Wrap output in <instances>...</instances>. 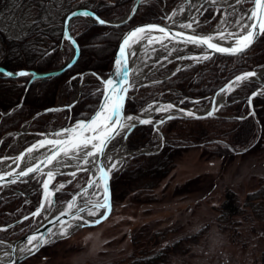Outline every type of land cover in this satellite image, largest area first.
Masks as SVG:
<instances>
[{
	"label": "trees",
	"instance_id": "1",
	"mask_svg": "<svg viewBox=\"0 0 264 264\" xmlns=\"http://www.w3.org/2000/svg\"><path fill=\"white\" fill-rule=\"evenodd\" d=\"M1 1V0H0ZM4 1V0H2ZM42 2L41 13L31 21L26 32L13 37L0 26V65L17 69L30 67L47 70L63 63L70 55L67 41L63 39V19L67 12L82 3L95 10L104 18H117L128 9L131 0H35ZM177 0H167L170 8ZM50 3V4H49ZM162 0H143L139 3L134 16L125 24L117 26L99 25L90 20L77 18L71 24V31L80 45V54L71 68L55 75L35 78L29 85L22 103L25 87L29 77L0 78V155L13 138L10 131L26 125L31 130L55 129L77 118L90 116L99 105L101 95L97 92L99 84L93 74L82 86L80 98L68 109L45 111L57 100V93L63 84L66 98L73 91L69 77L74 73L92 69L105 73L111 66L117 42L123 31L132 23L142 20H162ZM206 28L211 27L218 16L213 6L203 11ZM50 53L49 55H43ZM264 66V33L252 46L237 55H215L205 61L189 63L178 69L171 76L139 87H133L126 100L125 111L135 112L143 103L159 92L170 89L186 91L191 97H200L199 103H207V95L220 87L237 72ZM164 98L168 99L165 95ZM184 104L191 103L185 99ZM13 107L12 110H10ZM254 111L247 116L249 103L245 95L231 93L228 101L221 106L219 115L201 118L175 117L161 124L165 142L156 152H142L131 156L111 176L113 202L123 198L129 189H146L153 187L174 166V157L191 145L200 146L206 156H221L223 162L231 159L241 148L252 150L264 131V93L253 97ZM10 110V111H8ZM65 118L60 120L62 113ZM26 122V123H24ZM32 139L25 143L28 144ZM129 148L148 146L156 149L159 134L152 124H139L128 135ZM242 150V149H241ZM188 181H194L189 179ZM25 183H15L5 194L0 195V224H6L19 216L25 208L23 194L18 190ZM183 186V185H182ZM180 186V187H182ZM180 189V188H179ZM57 192V197L66 194ZM233 191L227 192L222 206L233 210L236 202ZM31 199H36L33 191ZM27 228L20 223L12 227V236ZM162 256V251H155L133 260L134 264H154Z\"/></svg>",
	"mask_w": 264,
	"mask_h": 264
},
{
	"label": "rangeland",
	"instance_id": "2",
	"mask_svg": "<svg viewBox=\"0 0 264 264\" xmlns=\"http://www.w3.org/2000/svg\"><path fill=\"white\" fill-rule=\"evenodd\" d=\"M199 1L189 0L185 3L177 0L167 9L168 15L172 12L174 17L188 19V10L191 9L187 8ZM207 1L189 15L203 19L202 13L207 3L217 8V4L223 2ZM248 1L245 0L236 9L228 8L225 24L237 21L242 15L240 9L244 10ZM41 8V1L1 0L0 26L9 36H19L39 16ZM230 13L234 15L230 16ZM221 19L218 17L217 22L224 26ZM167 21L171 22L172 18L168 17ZM68 46L70 55L72 47ZM180 46L171 51L168 45L161 47L159 43L145 47L137 59L134 75L145 72V77L140 81L167 73L177 63V59L170 56L174 53L179 55L185 49ZM133 79L135 82L137 77ZM69 84L73 88L70 96L66 98L62 84L55 104L63 105L76 98L78 79L69 80ZM254 86V82L248 79L232 91L236 95H246ZM165 95L171 101L184 96L177 90ZM64 118L65 112L60 120ZM19 129L25 130L27 127L22 125ZM18 135H21L22 142L36 137L31 131ZM258 138L259 143L252 150L241 148L226 162L218 155H204L198 145L184 148L174 157L175 164L171 170L156 185L146 189H129L123 198L113 202L110 215L97 224H66L72 226L65 235L59 236L56 233L58 230L55 231V239H50L36 253L18 264H134L135 258L155 251H162V256L154 264H264V131ZM113 144L110 147L119 145L120 139L116 138ZM19 146L10 145L8 152L17 151L21 148ZM120 147L127 148L128 145L121 144ZM121 152H125V149ZM83 180L75 181L70 187L71 191L77 189ZM26 190H31V187ZM229 190L233 191L236 202L233 210L222 206ZM1 192H7V188ZM96 193L99 195L100 192L97 190ZM33 208L23 210L22 214H27ZM41 217L30 218L29 223L35 225ZM27 229L28 225L21 233ZM12 233V229L0 231V238H14Z\"/></svg>",
	"mask_w": 264,
	"mask_h": 264
},
{
	"label": "water",
	"instance_id": "3",
	"mask_svg": "<svg viewBox=\"0 0 264 264\" xmlns=\"http://www.w3.org/2000/svg\"><path fill=\"white\" fill-rule=\"evenodd\" d=\"M141 1H143V0H131V4H130L128 10L122 16H120L118 18H104V17L100 16L95 10H93L87 6H80V7H76L74 9L70 10L69 12H67V14L65 15V17L63 19V33H62L63 39H66L68 44L72 47V53L70 54V56L68 57V59L66 61H64L63 63H61L60 65H58L56 67H53V68H50L47 70H37L34 68H30V67L9 69V68H6V67L0 65V74H2L4 71L29 70V71L33 72L34 75L29 77L28 81L29 80L33 81L37 77L55 75V74H59V73L63 72L64 70L68 69V67H66L67 63L70 61H73V60L76 61L79 54H80V45H79L76 37L74 36V34L71 32V23L75 18L83 17L80 15L81 12H84V11L93 12L94 16H98L99 18L104 19L106 22H108V23H106V25L117 26V25L125 24L134 16V14L138 8V5ZM183 1L186 2L187 0H183ZM204 2H207V0H202L201 4ZM240 2H241V0H240ZM261 3L264 4V0H261ZM163 5L164 6H163L162 17L165 18V16H166V0H163ZM236 6L237 5H235V7ZM253 9L256 10L258 18L261 17L262 10L260 8H257L253 4V2L251 1L249 4V7L245 13V16L243 17V23L244 24H251V23L256 22L255 20H249L248 19V16L250 15V13ZM73 13H76V15L73 16ZM85 18H87V17H85ZM88 19L90 21H92L93 23H95L94 18H88ZM96 24H98V23H96ZM149 24H156L157 25V28L152 30L151 34L153 37H164V34L160 33L158 30L161 27L170 31L172 33V36L165 38L164 43H172L173 46L180 43V42H178L180 38L175 37V35H174L177 32H184L186 36L187 35H196V36H201V37L211 36V37H213V39L211 40L212 43H219V44H221V46H224V47L232 46L234 44L235 38L234 37H228L225 40H220L218 29H219V31H222L225 34V36H227L228 33H231V32H235V33L240 32V27L237 26V24L231 25L229 27H224V28H218L216 26H213L210 29L198 30V29L181 28L180 26H174V25H171L170 23H167L165 21L142 20V21L134 22L131 25H129L121 34V36L117 42L114 54H113V60H112V64H111L110 68L105 73H98L92 69H86V70L74 73L73 75H71L69 77V80L73 79V77L78 78V92H77L76 98L74 100H72L71 102L65 103L63 105L55 104L53 106H49L45 109V111L57 110L59 108H70V107H72V105L75 104V102L80 98L81 92H82L83 82L89 74H93L96 76V81L100 83L99 88L102 89L104 87V85L102 84V81L109 78V73L114 71L115 57L119 54L118 45L120 43H122V38L125 35H127L130 31L135 30L137 27H145L146 28L147 25H149ZM65 33H67L69 36L72 37V39H74L76 41L75 46L72 44L71 40L66 38ZM142 35H144V34L143 33L138 34V36L134 39V41L131 44V50L135 51L137 53V55L129 56L127 54V50H126L125 59H126L127 68H128V76H129L128 83L130 85H133V75H134V70H135L137 59H138L139 55L141 54L142 50L145 47L149 46L147 40H141L140 39V37ZM257 38L258 37H256L253 40L251 45L247 49H245V51L248 50L252 46V44L257 40ZM136 41H139V42L137 43ZM190 45H192V44H190ZM196 47L198 48L197 50H192V51L184 52L180 55H176L175 58L178 61H177L175 68L173 70H171L169 73H167L166 75L159 78V80H162L164 78L171 76L177 69H179L180 66L178 65V63L181 59H178L177 58L178 56H182V57H184L183 59L192 60L194 62L203 61L202 59H200V57L203 55H208L210 58L215 56V55L231 56L230 54L217 53L213 49L208 48L206 45L196 46ZM75 48H79L78 55L74 51ZM249 72H254L255 75L247 77V79L255 80L258 83V85L253 90H251L247 95V99L249 102V111L244 115V116H246V115H249L250 113H252L254 110V107H253V96L254 95L253 94L255 93V95H256V94H259L262 91H264V77H263L264 67L244 69V70L237 72L233 76H231L219 88H217L216 90H214L213 92H211L210 94L207 95V100L209 102H208L207 106L205 108H202V109H196V108H192L189 106L181 105L180 103H177V102L171 101V100L159 99V100H155V105L172 104L174 107L171 110L163 111L161 113V115L157 114L158 112L155 110V108H153L152 111H150L149 113H146V114H143L142 112H139V111L126 112L125 111L126 100L129 96V92L131 89V87H129L128 93L125 94V100L123 102L124 107L120 113L121 121L126 122V117L129 115L137 117L138 119H150V120H152L153 123H151V124L153 125V128L159 132V146L156 149H152L149 147H140L138 149H130V150H128L129 151L128 157H123V156H125V154H127V152L120 153L119 157H123V160L127 161L130 156H133L137 153L156 152L159 149H161V147L163 146V144L165 142V136L161 130V124L162 123H159V122L168 120L167 119L168 116H171L172 118H175V117H186V118H197L198 117V118H201V117L209 116L208 112H212L211 116L219 115V112H218L219 109L221 108V106L223 104H225L227 102L229 94L233 90V88L236 87L237 85H239L244 80H247V79H242L240 81H237L236 77L237 76L243 77L246 73H249ZM113 78H115V77H113ZM152 82H153V80L141 81L138 84V86H140L142 84L152 83ZM26 85H27V87L25 88V91L27 90V88L29 87L30 84L27 83ZM229 86H231L230 90H229ZM221 88H224L227 91L223 92L222 97L219 99L218 96H219V93H221V91H220ZM24 95H25V92L23 94V97L21 98V100L18 103L19 105L22 103V101L24 99ZM200 99H201L200 97L192 98V100L194 102L199 101ZM102 101H103V96H101L99 104ZM98 108H99V105L97 106V108L95 110H98ZM12 109H13V107L10 110H12ZM10 110H8V111H10ZM181 110H183V111H181ZM189 111L194 113L193 117H190L187 115V112H189ZM90 115H94V111ZM238 117L241 118V117H243V115L238 116ZM79 120H81V118H77L74 121H72L66 125L60 126L56 129L37 130L36 132H37L38 136L36 138H34L29 144L22 147L19 151L15 152V153H8L6 150L4 152V154L0 155V191L4 187L9 186V185H13V184L18 183V182H27V181H32V180L43 181L44 179H47V176L44 175V173H47L49 170L53 171V173H54V178L51 180V182L49 184V192L51 193L50 199L53 202L51 207H47V201L45 200L44 189H43L42 183L38 182V188L40 190V196H39L38 202H35V208L33 210H31L30 212H28L27 214H22L21 216H19L18 218H16L15 220H13L9 223L0 224V230H3V229L10 228V227L14 226L15 224L25 220V217H32V219H36L37 216H33L32 214L36 211L38 204H40V203L45 204V208L42 209V211H41L42 217L39 219V221L35 224L34 227H32L30 230L14 237V238H0V244H1L0 254L7 252V255L5 257H3V255L0 256V257H3L2 259H0V264H18L19 262H21L26 257L33 255V254H28L24 251H21V249H24L26 246L31 247V245H27L26 236H28V235H37L39 237L42 234L44 240L46 241L44 243V245H45L46 243H48L50 241V239L52 240V239L56 238V236H54V235L50 236L49 234L54 233L60 227H63L66 224L71 223V222H78L81 224V222L79 220H73L71 218V216H69V215L63 216L61 218V222L57 223L56 218L60 217V212L61 211H65V212L68 211L67 204L69 202H72L74 204L73 212H75V207L81 206L85 202L91 203V204H95L97 201L103 202L102 196L98 200L92 199L89 196L90 191H93L95 189V188H90L89 181L96 180L97 182H100L99 181V173L96 171L95 167L84 165L82 159H75V158L67 159V158L63 157V154L61 155V159H63L65 161L64 165L57 164L55 161L53 162V164L55 166L49 165L46 162L41 163L42 161H46V157L48 155H50L52 152V149L54 147H56L54 145H51V146L48 145L47 141L48 140H55V139H61V140L67 139V137L63 135V129L69 128V127H74ZM130 123H136V121H132ZM137 125H139V124L137 123L136 126ZM25 131H28V130L26 129ZM57 133H61V135L57 136L56 135ZM77 134L79 135V130H77ZM87 134L88 133H84V135H87ZM69 135H71V133ZM128 135H129L128 131L124 130V134H123V138H122L121 142L125 143V145H127ZM40 140L45 141L44 147L39 146ZM111 142L107 145V148L105 149V154L99 156L98 160H97L98 164H104V165L108 166L105 169L106 171H108V168H111L112 165H115V162H116L117 157H118V156H114L111 161H109V162L106 161V155H107L108 147L111 144ZM33 145H36V148L33 150V152L29 153L28 149L32 148ZM37 164H39L41 166V172L29 174V176H27V177H22V176L17 175L21 171H26L28 167H33ZM85 167L91 168V170L87 172V177H86L85 181L77 189H75L74 191H71L70 195L62 203H58L57 198H56V191H57V189H61V188H59V185L61 184V182H63V184L68 185L77 176H79L81 173L85 172V171H83V169ZM116 168H117V166L113 170L108 171V184H109L108 205H109V207H108V209H102L101 213L103 215V218L100 219V222L102 220L106 219L110 215L112 208H113L112 189H111V175ZM73 173H75V176L73 175ZM61 175H67L68 177L64 178V179H58V177ZM33 176L35 178H32ZM100 183H101V187H102V182H100ZM97 218L98 217L89 218L86 216L85 219L88 222L83 223L81 225L97 224V222H94ZM36 229H38V231H34ZM59 236H62V235H59ZM59 236H57V237H59Z\"/></svg>",
	"mask_w": 264,
	"mask_h": 264
},
{
	"label": "snow or ice",
	"instance_id": "4",
	"mask_svg": "<svg viewBox=\"0 0 264 264\" xmlns=\"http://www.w3.org/2000/svg\"><path fill=\"white\" fill-rule=\"evenodd\" d=\"M253 4L262 10L261 17L258 18L257 12L253 9L248 16L249 20H255V23L244 24L243 18L237 20V26L240 27V32L228 33L227 36L222 31H219L220 40H225L228 37H234V44L229 47L221 46L219 43H212L211 40L213 37L211 36H196V35H185L184 32L175 33V37L180 38L178 42L187 44H192L195 46H204L206 45L208 48L213 49L217 53L221 54H230L237 55L242 54L245 49H247L253 40L256 37H259L262 33H264V4L261 3V0H252ZM237 3H240V0H237ZM76 13H73L75 16ZM81 16L87 18H94V22L99 25H106L104 19L99 18L98 16H94L93 12L84 11L80 13ZM195 22V21H193ZM192 22L180 25L181 28H192ZM156 24H149L147 27H137L135 30L130 31L127 35L122 38V43L118 45L119 54L115 57V68L114 71L109 73V78L102 81L104 87L102 89H98L97 92L99 95L103 96V101L99 104L98 110H94V115L84 116L79 120L74 127H69L63 129V135L67 137V139H55L48 140V145H54L52 152L50 155L46 157V161H42L41 163H47L49 165H53L55 161L57 164L64 165L65 161L61 159V155L67 159H82L84 165L92 166L96 168V171L99 173V181L96 180L89 181L90 188H96L99 192L102 193V201H97L95 204L91 203H83L81 206L75 207V212H73L74 204L69 202L67 204L68 211H61L60 217H57V223L61 222V218L65 215L71 216L73 220H79L81 224L87 223L88 221L85 219L86 216H96L98 217L94 222H100V219L103 218L101 213L102 209H108V200H109V184H108V171L113 170L116 165H112L111 168H108V171L105 169L108 167L104 164H98V157L105 154V149L107 145L114 140L117 136H120L122 131L127 130L128 134H130L131 130L136 126V124H151L153 123L150 119H138L134 116H127L126 122L121 121V110L124 107L125 94L128 93L129 87H134V85H130L128 83V68L127 62L125 59L126 50L129 56H135L137 53L131 50V44L134 39L138 36V34H144L140 37L141 40H147L149 45L153 43H159L161 47H166L164 44V39L171 37L172 33L165 28H159V32L164 34V37H153L152 30L156 29ZM67 39L71 40L72 44L75 46L76 41L72 39L67 33H65ZM137 43L139 41H136ZM74 51L78 55L79 48H75ZM50 53H44L43 55H49ZM178 59H183L184 57L178 56ZM208 55H203L200 57L202 60L209 59ZM75 60L67 63L66 67L71 68L74 64ZM63 70V69H62ZM34 75L33 72L29 70H17V71H4L0 74V78L3 77H31ZM254 72L246 73L243 77L237 76L236 80L240 81L242 79H247V77L254 76ZM115 77V78H113ZM77 77H73L76 79ZM29 80L27 83H31ZM20 87H27L26 84L20 85ZM229 86V90H230ZM222 93L227 91L224 88L220 90ZM255 95V93L253 94ZM131 99V97H128ZM174 106L172 104L167 105H149V108L145 111H150L153 108L157 112L160 111H168L171 110ZM183 111V110H181ZM187 115L190 117L194 116V113L189 111ZM208 115L211 116L212 112H208ZM171 116H168L167 119H171ZM198 118V117H197ZM87 121V122H86ZM132 121H136V123H130ZM164 121H160L159 123H163ZM77 130H79V135L77 134ZM71 133V135H69ZM84 133H88L84 135ZM57 136L61 135V133H57ZM39 146L44 147L45 141L40 140ZM36 148V145H33L32 148L28 149V152L31 153ZM107 159L111 160V157H107ZM90 167H85L83 171H90ZM41 172V166L39 164L28 167L26 171H21L17 175L22 177H27L29 174L39 173ZM47 176V179L43 181H38L42 183L44 189L45 200L47 201V207L52 206V200L50 199L51 193L49 192V184L51 180L54 178L53 171L49 170L47 173H44ZM75 176V173H73ZM32 178H35L34 176ZM64 185H60V188H63ZM45 208L44 203H40L37 206L36 211L32 214L33 216H39L41 214L42 209ZM99 214V215H98ZM28 217H25L27 219ZM71 227L72 225H67ZM80 226V225H77ZM38 231V229L34 230ZM60 235H65L66 232L59 233ZM51 235H55V233H50ZM27 245H31V247H25L21 249L28 254H34L39 250L40 247L44 245L46 242L41 234L39 237L37 235H28L26 236Z\"/></svg>",
	"mask_w": 264,
	"mask_h": 264
},
{
	"label": "bare ground",
	"instance_id": "5",
	"mask_svg": "<svg viewBox=\"0 0 264 264\" xmlns=\"http://www.w3.org/2000/svg\"><path fill=\"white\" fill-rule=\"evenodd\" d=\"M196 9L197 8L195 7L193 10L196 11ZM189 12H190V10H188V13ZM169 16L172 18V21L170 22L172 24H178V25L180 24V25H182V24H186V23H189L190 22V21H188V19H184V18H180V17H174L173 13H171V15H169ZM222 95H223L222 92L219 93L218 98L220 99L222 97ZM143 114H145V113H143ZM126 152H127V154H125V156H123V157H127L128 156V152L129 151H126ZM119 154H120L119 152L116 153V155L114 154V156H118L117 157V160L115 162L116 165H118V163L123 160V157H119L120 156ZM70 229H71V227L63 226V227L59 228L56 233H58V235H60L59 233H61V232H68ZM2 255H3V257H5L7 255V252H5L3 254H0V256H2ZM3 257H0V259H2Z\"/></svg>",
	"mask_w": 264,
	"mask_h": 264
},
{
	"label": "crops",
	"instance_id": "6",
	"mask_svg": "<svg viewBox=\"0 0 264 264\" xmlns=\"http://www.w3.org/2000/svg\"><path fill=\"white\" fill-rule=\"evenodd\" d=\"M232 15H233V14H231V16H232ZM23 133H24V132H23ZM25 133H27V132H25ZM20 136H21V135H18V136H17V133H16L14 141H17V142L13 143V144H12L13 146L20 145L19 147H21V146L23 145L24 142H22V138H20ZM19 138H20V139H19ZM14 144H15V145H14ZM13 146H12V147H13ZM19 149H20V148H18V150H19ZM18 150H17V151H18ZM12 152H16V151H12ZM26 189H27L26 187H23V188H22V190H24L25 192L27 191Z\"/></svg>",
	"mask_w": 264,
	"mask_h": 264
},
{
	"label": "built area",
	"instance_id": "7",
	"mask_svg": "<svg viewBox=\"0 0 264 264\" xmlns=\"http://www.w3.org/2000/svg\"><path fill=\"white\" fill-rule=\"evenodd\" d=\"M195 21V22H193ZM190 22H192V25L193 27H199L201 25H203L205 23V20H201L199 17L196 19V18H193ZM150 71H153V70H150ZM160 97V95L158 96V98Z\"/></svg>",
	"mask_w": 264,
	"mask_h": 264
},
{
	"label": "flooded vegetation",
	"instance_id": "8",
	"mask_svg": "<svg viewBox=\"0 0 264 264\" xmlns=\"http://www.w3.org/2000/svg\"><path fill=\"white\" fill-rule=\"evenodd\" d=\"M184 62H186V64L192 63V61H191V62L184 61ZM87 81H88V80L85 79L84 83L87 82ZM84 83H83V84H84ZM254 84L256 85L257 83L254 82ZM70 108H71V107H70Z\"/></svg>",
	"mask_w": 264,
	"mask_h": 264
}]
</instances>
